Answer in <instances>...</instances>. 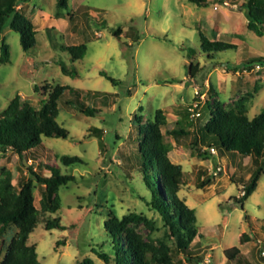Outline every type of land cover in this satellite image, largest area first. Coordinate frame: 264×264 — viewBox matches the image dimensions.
Masks as SVG:
<instances>
[{
	"label": "rangeland",
	"instance_id": "rangeland-1",
	"mask_svg": "<svg viewBox=\"0 0 264 264\" xmlns=\"http://www.w3.org/2000/svg\"><path fill=\"white\" fill-rule=\"evenodd\" d=\"M59 1L23 4L37 30L32 49L24 51L20 34L10 26L0 35V55L3 43L10 50V61L0 63V113L16 95L39 108L56 84L80 92H68L59 101L57 119L68 129V139L42 137L41 145L27 154V162L13 152H0V173L11 170L18 190L31 166L47 176L52 166H59L62 173L76 177L59 190L61 208L43 212L30 235L29 244L36 247L41 264H82L86 258L106 264L94 252H112L105 222L113 215L122 219L133 213L150 221L133 224L138 233L156 244L167 243L175 264L178 260L190 264L167 238L140 170V130L157 110L166 117L161 130L172 145L169 158L183 171L178 196L196 211L201 237H196L191 251L201 256L199 264H236L225 255L233 246L250 264H264V171L242 208L237 200L257 169L252 158L215 148L205 159L194 143L210 117L206 101L213 90L214 100L226 109L242 101L250 118L264 110V66L235 71L226 65L264 57V36L247 28L242 7L246 0H210L206 7L188 0H68V10ZM68 12L75 14L72 21ZM117 28L120 38L114 35ZM200 32L238 48L209 59L201 51ZM82 43L87 45L83 59L72 61L62 49ZM190 63L196 66L194 75L189 74ZM63 64L77 76L64 74ZM102 70L116 82L102 76ZM35 85L48 90L36 91ZM76 99L96 108L97 115L87 116L69 103ZM94 128L101 130L100 136ZM180 128L189 134H173ZM63 154L78 156L82 163L65 166L58 158ZM259 164L264 169V157ZM208 178L212 183L199 188ZM42 191L39 186L34 192L39 210ZM53 219L65 229L47 230L46 223ZM17 230L10 224L0 235V264Z\"/></svg>",
	"mask_w": 264,
	"mask_h": 264
},
{
	"label": "trees",
	"instance_id": "trees-1",
	"mask_svg": "<svg viewBox=\"0 0 264 264\" xmlns=\"http://www.w3.org/2000/svg\"><path fill=\"white\" fill-rule=\"evenodd\" d=\"M27 0H0V35L7 26L20 34L21 45L24 51L32 49L36 43L37 30L33 22L26 17L22 5ZM198 7H206L210 0H188ZM224 3L225 0H220ZM59 6L69 9L68 0H60ZM242 7L246 12L247 28L258 36H264V0H246ZM72 21L75 14L68 12ZM88 15V13L86 14ZM121 28L114 30V35L120 38ZM200 34L201 51L207 58L215 59L216 54L226 50H237V45L223 41L210 40L202 32ZM137 39V38H136ZM138 40V39H137ZM68 51L72 61L83 59L87 53L85 43L63 46ZM10 61V50L7 43L1 47L0 63ZM218 63V62H217ZM231 70H250L256 65L264 66V57L254 56L239 63H226ZM62 72L73 77L77 76L76 70H70L65 64L61 66ZM196 66L189 64V74L194 75ZM102 76L116 82L105 70ZM172 81V80H171ZM175 81V80H173ZM172 81V82H173ZM36 91L46 92L48 86L35 85ZM46 98L41 99L40 107L36 108L30 102L16 95L9 105L0 113V152L7 154L13 152L20 158L27 160V154L41 145L42 137L69 138V131L58 121L59 101L68 92L79 94V90L69 86L56 84L50 87ZM216 91H212L206 101L210 110L208 121L201 127V137L195 136V147L200 157L209 158L212 148L222 151L238 153L249 156L256 164V170L249 181L243 186V195L237 203L243 208L248 198L256 191L261 174L264 171L259 160L264 157V110L250 118L247 107L240 101L233 107L226 109L221 101H215ZM75 108L87 116H96L98 110L86 106L83 102L70 100ZM142 123V117L136 115ZM166 117L162 110H157L153 119L147 121L140 130L139 139V164L143 174V181L151 193V207L158 211L164 221L166 236L172 240L176 251L183 254L185 261L190 264H199L202 258L193 254L191 248L198 234L197 216L194 208L188 206L178 196L181 188L183 171L179 164L173 163L169 158L172 145L164 140L161 126L165 124ZM100 136L101 130L94 128ZM173 134L188 135L189 132L180 128ZM201 144L207 145L202 150ZM65 166H76L82 163L78 156L67 154L58 156ZM51 175H42L29 167L28 179L21 181L19 190L13 183V173L4 169L0 173V235H3L10 224L17 226L18 230L9 243L1 264H41L36 247L29 244L31 233L43 212L55 213L61 208L59 190L62 186L76 179L75 176L62 173L59 166L50 168ZM212 183L211 178L199 184L204 188ZM43 187L42 210L35 206V190ZM150 221L141 214L133 213L119 219L113 215L105 222V227L112 240V252H94L106 264H175L171 248L167 243H157L147 240L138 233L133 224ZM65 229L59 220H49L46 229ZM229 261L236 264H250L243 256L241 250L233 246L225 250ZM184 261V262H185ZM82 264H93L91 258H86ZM178 264H183L178 260Z\"/></svg>",
	"mask_w": 264,
	"mask_h": 264
},
{
	"label": "built area",
	"instance_id": "built-area-1",
	"mask_svg": "<svg viewBox=\"0 0 264 264\" xmlns=\"http://www.w3.org/2000/svg\"><path fill=\"white\" fill-rule=\"evenodd\" d=\"M211 150H212V151H214V152L216 151V149H215V148H212Z\"/></svg>",
	"mask_w": 264,
	"mask_h": 264
},
{
	"label": "water",
	"instance_id": "water-1",
	"mask_svg": "<svg viewBox=\"0 0 264 264\" xmlns=\"http://www.w3.org/2000/svg\"><path fill=\"white\" fill-rule=\"evenodd\" d=\"M25 161L27 162V160L25 159Z\"/></svg>",
	"mask_w": 264,
	"mask_h": 264
},
{
	"label": "crops",
	"instance_id": "crops-1",
	"mask_svg": "<svg viewBox=\"0 0 264 264\" xmlns=\"http://www.w3.org/2000/svg\"><path fill=\"white\" fill-rule=\"evenodd\" d=\"M22 7H23V5H22Z\"/></svg>",
	"mask_w": 264,
	"mask_h": 264
}]
</instances>
